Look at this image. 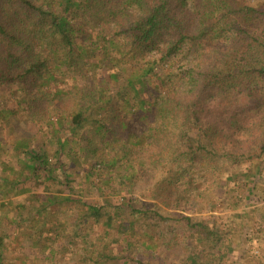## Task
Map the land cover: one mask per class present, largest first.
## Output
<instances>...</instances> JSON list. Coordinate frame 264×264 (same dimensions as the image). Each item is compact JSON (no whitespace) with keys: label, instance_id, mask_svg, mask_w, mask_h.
Listing matches in <instances>:
<instances>
[{"label":"trees","instance_id":"1","mask_svg":"<svg viewBox=\"0 0 264 264\" xmlns=\"http://www.w3.org/2000/svg\"><path fill=\"white\" fill-rule=\"evenodd\" d=\"M248 1L0 0V84L16 87L19 109L31 118H57L68 109L73 134L92 125V136L102 137L99 143L110 145L113 163H119L104 183L118 178L132 186L141 171L136 161L156 167L169 162L168 176L154 185L157 207L178 211L183 199L202 206L227 175L220 162L235 163L240 153L250 157L256 148L264 155V3ZM106 111L112 113L109 122L96 118ZM133 114L147 130L127 132L140 153L113 146ZM83 137L82 152L109 166L94 137ZM58 141L63 149L68 143ZM28 153L33 176L49 173L45 151ZM194 165L208 172V186L195 183L200 176L190 170ZM125 206L146 214L130 200ZM101 208L87 206L97 219ZM153 214L164 223L163 213ZM181 217L195 236L217 247L215 230ZM179 223L163 224L177 245L190 238L186 232L177 238L179 228L186 231ZM135 227L132 221L121 230ZM157 235L139 233L148 240L144 258L155 255ZM162 241L170 246L164 236ZM4 246L0 235V256ZM187 255L190 264L200 263L198 254ZM135 263L144 264L142 258Z\"/></svg>","mask_w":264,"mask_h":264},{"label":"rangeland","instance_id":"2","mask_svg":"<svg viewBox=\"0 0 264 264\" xmlns=\"http://www.w3.org/2000/svg\"><path fill=\"white\" fill-rule=\"evenodd\" d=\"M248 2L256 5L264 0ZM17 93L16 87L0 84V235L5 238L0 264H136L139 258L144 264H190L187 250L198 254L199 264H264V155L259 148L251 151L252 158L240 153L235 163L220 162L227 175L202 206L183 199L181 210L158 208L153 189L155 182L168 176L169 162L156 167L136 161L141 171L134 185L126 186L118 178L106 184L109 176H115L119 163H113V153L108 152L111 146L99 143L102 137L98 134L92 136L97 130L87 124L73 134L68 109L57 118H31L19 109ZM111 116V111H106L96 118L107 123ZM127 121L128 130L118 133L113 146H127L140 153L144 150L131 145L127 132L147 134L145 122L137 114ZM83 136L94 137L100 151L107 153L109 166L82 152ZM58 138L68 139L64 149ZM32 149L46 152L49 173L33 176L27 167ZM190 170L195 177L200 176L195 183L208 186L212 181L200 167L194 165ZM109 186H114L116 194ZM24 188H28L25 193ZM66 196L68 201L62 199ZM128 200L146 214L129 212L125 206ZM89 205L102 206L99 219L91 215ZM153 212L164 214L163 224L168 228L182 221L186 231L179 228L177 238L182 232L190 238L177 245ZM181 214L192 216V223L204 222L215 230L220 237L217 247L195 236ZM132 221L135 228L121 230ZM144 231L158 234L155 255L150 259L142 255L148 242L139 236ZM163 236L170 246L164 244Z\"/></svg>","mask_w":264,"mask_h":264}]
</instances>
